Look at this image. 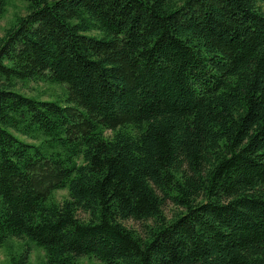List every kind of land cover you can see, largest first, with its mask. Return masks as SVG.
Masks as SVG:
<instances>
[{
	"label": "trees",
	"instance_id": "16d2710c",
	"mask_svg": "<svg viewBox=\"0 0 264 264\" xmlns=\"http://www.w3.org/2000/svg\"><path fill=\"white\" fill-rule=\"evenodd\" d=\"M25 1L0 39V245L28 238L41 264H264V0Z\"/></svg>",
	"mask_w": 264,
	"mask_h": 264
},
{
	"label": "rangeland",
	"instance_id": "374dc122",
	"mask_svg": "<svg viewBox=\"0 0 264 264\" xmlns=\"http://www.w3.org/2000/svg\"><path fill=\"white\" fill-rule=\"evenodd\" d=\"M27 5L28 3L25 0H8L6 9L0 17V39L5 35L6 30L16 23L20 16H24L28 13ZM260 5L264 10V2H260ZM16 87V89L22 93L43 100L63 99L66 92L63 85L51 84L45 81H18ZM68 196L67 189L57 190L54 193V197L59 201H63V199ZM175 209V206L170 202L165 205L166 213L169 216L172 215ZM79 216L82 218L86 217L83 213H80ZM125 223L129 227H133L140 231L143 230L142 223L139 221L130 220ZM28 247L30 250L29 264H41L46 260L45 250L38 247L34 241L28 238L19 239L10 237L5 243L0 245V264H10L13 256L21 253ZM99 263L100 261L93 256H83L78 260V264Z\"/></svg>",
	"mask_w": 264,
	"mask_h": 264
}]
</instances>
